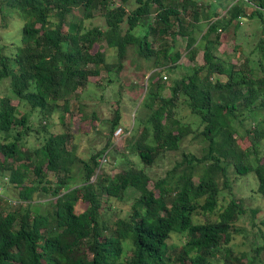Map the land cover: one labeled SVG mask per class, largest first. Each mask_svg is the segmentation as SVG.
Instances as JSON below:
<instances>
[{
  "label": "trees",
  "instance_id": "trees-1",
  "mask_svg": "<svg viewBox=\"0 0 264 264\" xmlns=\"http://www.w3.org/2000/svg\"><path fill=\"white\" fill-rule=\"evenodd\" d=\"M127 1L0 0L4 26L9 11H16L24 21L20 43L9 52L0 46V82L9 79L7 91L0 95L1 184L18 189L17 204L0 206V264L251 262L243 263L246 254L233 255L228 247L242 230L237 225L245 210L242 199L232 197L218 208V195L222 189L230 190L238 176L252 171L256 191L264 197V153L256 155L264 129L255 124L245 130L255 137L251 151L239 146V134L233 127L235 120L242 122L264 108V38L256 44L258 58L253 65L249 57L241 66L222 60L216 49L222 43V30L230 25L237 29L241 21L255 15L262 20L264 0H236L222 15L216 4H205V8L197 0H135L131 10H127ZM248 4L254 6L250 13ZM97 15L104 24L87 27L85 21ZM178 37L186 39L190 64L167 85L164 71L180 66L182 53L173 50ZM94 45L97 49L92 51ZM129 48L150 64L147 68L152 72L140 102L145 112L135 116L136 132L122 153L125 162L110 174L102 165L107 163L104 149L120 124L119 100L107 120L110 132L105 147L87 160L76 153L74 145L68 146L72 140L69 130L48 132L41 122L33 128L30 116L45 119L59 110L63 120L71 96L77 97L102 72L111 82L110 76L118 74L128 60ZM199 50L202 63L191 64ZM232 52L237 53V48ZM166 88L168 95L163 93ZM179 103L199 118V127L178 116ZM23 106L27 109L21 110ZM40 131L45 136L39 146H26L27 138ZM187 137L206 144L203 154L181 150L180 159L153 179L147 168L166 153L180 150ZM250 153L255 154L254 162ZM128 154L140 164L128 159ZM76 174L78 182L73 180ZM151 180L153 188L148 186ZM4 187L0 200L5 202L9 193ZM129 190L134 193L133 201L112 226L105 210L124 201ZM36 193L50 197L44 212L31 207ZM79 202L86 204L83 210H77ZM172 233L184 235L174 255L169 253L176 247L170 240Z\"/></svg>",
  "mask_w": 264,
  "mask_h": 264
},
{
  "label": "rangeland",
  "instance_id": "rangeland-1",
  "mask_svg": "<svg viewBox=\"0 0 264 264\" xmlns=\"http://www.w3.org/2000/svg\"><path fill=\"white\" fill-rule=\"evenodd\" d=\"M233 1L234 0H229L228 2L220 3V6L217 8L218 12L222 15L229 3ZM135 5V0H128L126 2L127 10H131ZM203 5L207 8L205 3ZM248 6L251 5L248 4ZM7 15L8 19L6 26L3 25L0 19V46H5V51L9 52V50L16 47L21 41V28L24 21L16 11H9ZM262 20H264V11L262 12ZM262 20L260 16L255 15L241 21L237 29H235L233 25H230L227 30H222V43L216 49L220 58L229 61L236 66H241L244 59L249 57L251 65H253L258 58V51L255 50L256 44L259 38H264V22H262ZM103 24L104 19L99 15L95 16L93 19L85 21L87 27ZM206 25L207 22H202L201 28L204 30ZM125 27L126 24L123 23L122 28L124 29ZM166 40L170 41V38L166 37ZM185 43L186 39L184 37H178L173 46V50L180 51L182 56L179 60V67L174 68L169 72L164 71V81L167 85L173 79L180 76L183 73L185 66L190 64L188 58L189 54L185 50ZM157 44L158 42L155 43V45ZM103 45V47L109 51L106 45ZM233 48H237V53L232 52ZM96 49L97 45H94L92 51H95ZM239 51H241L240 54ZM128 57L129 58L124 62V67L121 71L118 74H112L110 76L112 79L111 82L107 81V74L102 72L100 76L92 77V81L88 83L84 91L77 94V97L72 95L70 98V109L64 114L63 120L60 119L61 112H59V110L54 111L45 119H41V116H38V118L35 117V115L34 117L30 116V123L33 128L39 127V122H41L46 126L48 132L58 133L69 130L72 134V140L69 142L68 146L74 145L76 153L84 160H87L92 154L105 147L110 132V126L107 120L112 118V110L115 108L114 106L117 105L116 101L119 100L121 120L118 127H121L125 133L127 132V134L119 137L113 134L112 142L106 147V149H104L106 150L105 152H107V163L102 165V167H104L103 170L107 173L111 174L119 171L122 167L121 165L125 162V157L122 156V153L127 140L136 132L137 123L135 122V116H141L145 112V109L141 107L140 102L144 96L147 77L149 73L152 72L150 68H147L150 67V64L144 63V61L138 59L137 54L131 48L128 50ZM192 62L202 63L201 50L198 51L195 60L191 61V64ZM139 66L143 68H139ZM260 73V71L257 72L258 75H260ZM8 81L9 79L7 78L0 82V95L7 91L6 86ZM8 92L7 95L12 94L9 89ZM163 93L164 95H168V88L164 89ZM16 102L17 101H14V103ZM25 109H27L25 106L21 107V110ZM176 111L179 114V117L183 116V120L191 122L194 128L199 127V118L192 114L184 103H179L178 110L176 109ZM255 124L258 125L259 129H264V108L257 109L250 115L245 116L242 122H239L238 120L233 122V127L239 134L237 137V143L241 148L245 149L246 147H250L251 143L255 141V137L252 133H245L246 129L253 127ZM125 127H129V132ZM36 136H38L39 139L36 138ZM44 136L45 135L42 131L37 133V135L31 134L27 138L26 146H39ZM205 145L204 142L200 141V138L190 140V138L187 137L182 141L180 150L168 152L165 156L156 159L154 165L147 168V172L153 179L161 177L165 174L166 170L173 166L176 160L180 159L181 150L191 151L197 156H201L203 154L202 148L205 147ZM250 150L252 151V147H250ZM256 152L257 156H263L264 138L256 143ZM127 156L128 159L134 160L136 165L140 164L139 160L132 154H128ZM254 156L255 154L253 153L249 154L251 162H254ZM75 171H77V167L74 168V172ZM28 174L30 179L34 177L32 172ZM228 175L230 178L234 175L231 167H228ZM78 178L79 175L76 174L75 179L73 180L78 182ZM3 181L4 177L0 176V184L3 183ZM219 183L222 186V179H219ZM1 186L0 198L4 199V194L2 193L4 185L1 184ZM148 186L149 188H153L152 180L149 182ZM4 188H7L9 194L7 199H5V202L0 200V206L12 208L18 203L15 198L18 189H15L9 184L5 185ZM256 189L257 179L254 172L250 171L244 175L238 176V179L232 184L230 190L222 189L218 195V208L226 205L232 197L242 199L245 210L237 222V225L241 227L242 230L234 235L233 240L228 247L233 251V255L240 256L242 252L245 253L246 256H243L244 259H242V262L246 263L247 261H251L246 264H264V197L260 195ZM133 195L134 193L129 190L124 201L120 203H112L109 209L105 210V214L110 218L112 226L113 220L119 215H125L127 213L126 210L133 201ZM48 200H50V197H44L41 193H36L34 194V200L31 203V207L44 212L49 208ZM85 206V203L79 202L76 208L77 210H83ZM253 210H256L254 211L255 213H253ZM193 220H197L195 216ZM170 238L176 247L170 249L169 253L174 255L175 251L179 250L184 235L172 233ZM129 252L130 251L128 250L127 253L129 254ZM213 264L216 263L213 262Z\"/></svg>",
  "mask_w": 264,
  "mask_h": 264
},
{
  "label": "crops",
  "instance_id": "crops-1",
  "mask_svg": "<svg viewBox=\"0 0 264 264\" xmlns=\"http://www.w3.org/2000/svg\"><path fill=\"white\" fill-rule=\"evenodd\" d=\"M197 1H199V2H203V3L208 4V5H210V6H212L213 4H218V5H216V10H217V8L220 6V5H219L220 3L228 2L227 0H197ZM249 5H251V4H249ZM249 7H250V8H249ZM251 7H252V8H251ZM253 9H254V6H253V5H251V6L246 5V11H247L248 13L251 12ZM217 11H218V10H217Z\"/></svg>",
  "mask_w": 264,
  "mask_h": 264
},
{
  "label": "built area",
  "instance_id": "built-area-1",
  "mask_svg": "<svg viewBox=\"0 0 264 264\" xmlns=\"http://www.w3.org/2000/svg\"><path fill=\"white\" fill-rule=\"evenodd\" d=\"M234 1H236V0H234ZM234 1H233V2H234ZM244 1H247V0H244ZM233 2H232V3H233ZM242 19H245V18L243 17ZM114 135L117 136V137L122 136V135H123V130H122V128H121V127H118V128L115 130ZM102 159L105 160L104 158H102Z\"/></svg>",
  "mask_w": 264,
  "mask_h": 264
}]
</instances>
